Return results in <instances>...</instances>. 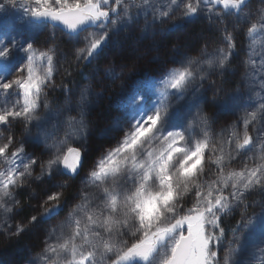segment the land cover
<instances>
[{
    "label": "snow or ice",
    "instance_id": "1",
    "mask_svg": "<svg viewBox=\"0 0 264 264\" xmlns=\"http://www.w3.org/2000/svg\"><path fill=\"white\" fill-rule=\"evenodd\" d=\"M30 233L28 264H264V0H0V234Z\"/></svg>",
    "mask_w": 264,
    "mask_h": 264
},
{
    "label": "trees",
    "instance_id": "2",
    "mask_svg": "<svg viewBox=\"0 0 264 264\" xmlns=\"http://www.w3.org/2000/svg\"><path fill=\"white\" fill-rule=\"evenodd\" d=\"M202 31L200 26H197L195 30H184L179 36L177 40L183 44H186L187 41H191L193 39H197L199 33ZM120 42H123L126 47L132 48L135 47L139 40V34L134 35H127L121 36L118 38H114ZM183 39V40H182ZM165 46L169 44L166 40H163ZM111 55L110 52L106 53L105 56L101 58V60H106ZM239 62V57L234 58V63ZM91 69L87 70L90 72ZM148 71L144 70L142 74H147ZM83 77H78L77 82L82 80ZM121 87L120 83L117 82L111 89L110 95L102 102L100 105V112L99 115L101 119L109 118L111 116L112 110L115 107L118 98L120 97ZM21 199H27V196H22ZM30 209L25 208L19 214V218H27L29 216ZM238 219V215L230 220H225L224 226L227 228L229 225L234 224L235 220ZM39 244V240L36 238L35 233H30L28 235L23 236L18 240H10L6 241L3 237V234H0V264H21L22 261L25 259V256L33 255L34 254V247L35 245Z\"/></svg>",
    "mask_w": 264,
    "mask_h": 264
},
{
    "label": "rangeland",
    "instance_id": "3",
    "mask_svg": "<svg viewBox=\"0 0 264 264\" xmlns=\"http://www.w3.org/2000/svg\"><path fill=\"white\" fill-rule=\"evenodd\" d=\"M197 26H200L201 27V29L203 30L204 28H205V25H204V23H203V21H200V22H198L196 25H190V26H185L184 28H182L179 32H172V33H167V34H165V35H163V40H166L167 42H169V44L168 45H170L174 40H177L178 38H179V36H177V35H180L184 30H195V28H197ZM51 29L49 28V29H46L45 31L47 32V31H50ZM183 40V39H182ZM167 45V46H168ZM197 46H198V38L197 39H193V40H191V41H187L186 42V44H184V47L185 48H188V49H191L192 50V54L194 55L195 54V49L197 48ZM239 59H240V57H239ZM239 63V62H238ZM144 70H147L148 72H150V71H152V68L151 67H149V66H146L145 68H144ZM120 94H121V92H120ZM111 115H112V113H111ZM218 116H220V118H221V120H223L224 119V116H223V114H218ZM236 215H238V219H239V214L237 213ZM235 215V216H236ZM234 216V217H235ZM234 217H231V218H229V219H227V220H230V219H232V218H234ZM34 255V254H33ZM30 256L31 255H28V256H25V259L22 261V263L21 264H28V260H29V258H30ZM20 264V263H19Z\"/></svg>",
    "mask_w": 264,
    "mask_h": 264
}]
</instances>
